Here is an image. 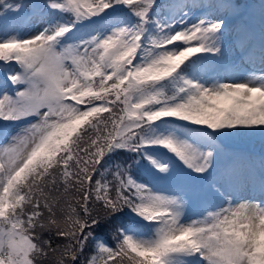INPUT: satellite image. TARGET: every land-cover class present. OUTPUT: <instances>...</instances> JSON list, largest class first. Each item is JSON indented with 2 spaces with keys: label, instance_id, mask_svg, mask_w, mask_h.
I'll return each mask as SVG.
<instances>
[{
  "label": "snow or ice",
  "instance_id": "obj_1",
  "mask_svg": "<svg viewBox=\"0 0 264 264\" xmlns=\"http://www.w3.org/2000/svg\"><path fill=\"white\" fill-rule=\"evenodd\" d=\"M0 77V264H264V0H0Z\"/></svg>",
  "mask_w": 264,
  "mask_h": 264
},
{
  "label": "rangeland",
  "instance_id": "obj_2",
  "mask_svg": "<svg viewBox=\"0 0 264 264\" xmlns=\"http://www.w3.org/2000/svg\"><path fill=\"white\" fill-rule=\"evenodd\" d=\"M24 2H29V0H24ZM230 56H237L238 50H232L229 53ZM3 78L0 77V85H3ZM227 147H233L236 149L237 154L241 157H252L257 163L262 154H264V143H262L258 138L248 139V138H235L225 141Z\"/></svg>",
  "mask_w": 264,
  "mask_h": 264
},
{
  "label": "trees",
  "instance_id": "obj_3",
  "mask_svg": "<svg viewBox=\"0 0 264 264\" xmlns=\"http://www.w3.org/2000/svg\"><path fill=\"white\" fill-rule=\"evenodd\" d=\"M111 242V241H110Z\"/></svg>",
  "mask_w": 264,
  "mask_h": 264
}]
</instances>
